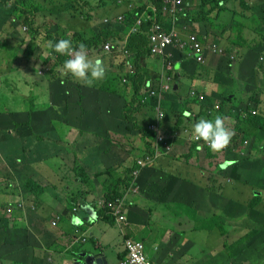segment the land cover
<instances>
[{"label": "trees", "instance_id": "16d2710c", "mask_svg": "<svg viewBox=\"0 0 264 264\" xmlns=\"http://www.w3.org/2000/svg\"><path fill=\"white\" fill-rule=\"evenodd\" d=\"M4 1L2 9H7V16L2 21L7 20V23L12 26L13 31L7 29L1 30L0 28V67L4 66V56H9V53L15 49H21L25 45V35L30 36L31 39L25 53L35 52L38 46L44 48L42 36L46 28L39 29L35 27V19L38 14L54 16L61 24L65 22L66 25H69L67 22L75 21L78 17L100 9L102 3L106 1L108 5H118V8L124 7L126 9L120 10V14L124 15L123 21H118L116 16L114 18L110 17L109 23L103 22V25L94 30L92 28L89 31H83L85 34L79 32L75 34L76 36L72 35L71 37L77 43L76 46L78 47L80 43H84L87 53L93 50L101 52L106 42L110 40H122L123 36L129 38L126 44L121 45L125 47L124 51L120 54H113L112 48L109 51L111 57H116L115 63L118 65H113V70H109L110 73L98 84L99 88L95 97L93 94L90 96L88 86L77 84L72 81L73 77L64 75L66 81H60L59 78L55 77L53 85L50 88L54 92L49 100L43 103H36L35 99L38 98L36 94L26 96L28 102L26 110L21 111L24 106L20 104L17 112L11 113L8 116V119H10V116H14L15 120L25 123L18 130L21 124L14 121L15 127L12 130L14 135H9L8 132L0 128V132L4 136V143L0 145V155L8 157L7 159H9L11 167L10 172L15 175H19L18 172H24L23 170L25 169L30 172V162L32 161H27L22 155L25 148L29 145V147L33 146L37 150L38 148H43L41 153L45 150H53L57 153L60 149L65 148L68 150L73 146L79 150L81 148L87 150L96 145L93 141L97 140L98 142L101 139L111 140L112 142H115L116 139L117 144H120L118 142H127L126 140H129L131 137L136 138L137 141L145 140L148 143L143 147L136 146L134 141H132L130 145L134 147H129L131 148V152L129 150H121V161L111 167L104 168L102 173L95 174L94 177L85 168L86 164L79 161L76 151V159L73 160V164L71 165H74V173L81 178L82 183L90 184L89 189L92 190L94 188L93 184H96L95 181H101L105 204L111 202L110 204H115L118 208L120 203H122L120 215H111L106 209L101 210L104 221L111 226L117 227L121 235H123L122 232L124 231L125 242L130 241L133 244H142L145 258H147L149 263L152 262L151 264H167L162 263L158 257L152 259L151 256L157 253L153 252L151 248L148 253L146 250L148 245H152V241L159 242L160 240H164L165 238H162L161 233L166 230L175 231L179 236L188 235L190 237L191 235L193 239L198 231L207 229L209 226H215L224 235L227 234L225 227L219 224L218 216L196 220L194 225L189 227L191 228L190 230L178 232V221L175 217L171 216L168 221L165 220L171 214V211L170 213L164 212L163 218H156L151 202L149 201L146 206L144 201L146 198L152 200V193L155 190L154 176L159 174H161V177H165V182L173 180L171 185L178 188L176 196L184 195L187 192L186 186L189 181L183 173L180 174V170L184 164L181 160L182 151H179V146H181L179 142L186 143V141L180 136V138H175L172 145L166 146L164 145L166 140L163 137L168 136L169 132L172 133L175 130V127L173 126L172 128L169 123L172 119V113L169 110L183 108L182 111H191L190 107H188L190 101L200 102L201 99L199 97L203 95V93L197 91L191 85V88H188L190 90L188 97H182V102L179 101L178 97H181V95L180 93V96L176 94L179 91V87L175 88L173 84L183 77V74L175 73L174 77L171 75L174 72L175 65L181 63L185 68L191 66L190 68H192L193 73H190V76L187 75L191 80H196V77L201 75L197 76V71L207 72L212 70L211 65L213 64L211 62L205 66H201L196 62L195 57L191 55L190 44L187 43L189 37L196 35L198 40L205 45L217 44L221 47L223 45L220 42L227 40V36L230 39H243L251 44V57L247 58L250 65H252L251 68H256L259 64H262V69L264 70V0H238L241 12L238 13V10H236L235 13L240 15L245 22L248 21V17L246 16H250L251 24H248L250 29L246 31L239 28L236 29L237 31L232 30L231 27L227 29L226 20H229L231 17L229 7L227 6L232 7V0H183L179 5H174V0H168V3H165V0ZM136 1L139 3L136 4ZM10 2L12 3L9 4ZM132 4L134 7L138 6V8H134ZM154 7L156 8L155 11ZM245 10H249V13H246ZM191 15L193 19L201 21L199 26H194V30L190 27ZM235 17L236 15L234 14L232 20ZM137 22H140V24L136 25ZM133 28H136V31L132 32ZM172 32L178 33L181 42L167 45L161 52L152 54L153 45H155L152 42V38L162 34L170 35ZM52 33L53 35L56 34L57 30L53 28ZM83 35L86 38H83ZM181 37H184V39ZM5 48L6 50H3ZM223 50L226 52V56L218 60L217 73L222 71V74L224 72L228 74L226 67L233 64L231 59L232 53L227 48H223ZM50 55L54 58V61L49 63L48 60L44 66L51 69L49 73H55L63 65L67 57L55 53L52 49L50 50ZM34 57L40 59L36 53L33 55ZM153 58L159 65L152 62ZM130 66L134 70L132 74L126 72V69ZM30 68L31 65L28 69ZM125 78L127 79L126 83L124 82ZM146 79L152 81L153 86L158 92L164 91L162 85L168 84L171 86V90L163 96L161 102L162 108L158 106L159 102L155 97H149L144 104L141 103V90L146 83ZM32 80L33 77H26L24 81L30 86ZM231 83L228 85L226 79L225 84L222 82V85H220L224 93H214L211 98L205 95L206 97L203 96L202 103L207 107L206 110L203 107L205 112L210 108L214 112L215 103L217 105L220 103L219 108L221 110L215 111L212 114L213 118L220 115L226 120L229 116L242 113V115H239V122L237 121L236 127H238L235 129V136L228 143L234 142V147H230L228 150L227 148H223L217 151L216 154H213L219 156L222 152L227 153L229 155L225 159L228 164L227 170L230 167L232 169L229 172L225 170V174L228 177H230L229 174H232L234 178H238V181L242 182L241 185L247 187L251 184V179L256 177V167H264V159H255L256 156H253V152L257 151V149L258 152L261 147L264 149V146L260 143L261 132H264V110L261 107L259 108V105L264 107V102L261 97L257 99L255 92H252L259 87L250 88V92L243 94L242 98L238 96L240 93L235 91L234 83ZM247 83V86H255L258 83L257 75L254 74L253 80ZM56 87H59L60 90H57ZM130 91L133 95L129 94ZM230 95H233V97L230 98ZM238 98L242 99V102H239ZM208 99L211 101L208 102ZM108 101L125 104L120 109L121 115L118 118H107L108 115L111 117L113 113L118 111ZM169 101L171 103L168 105ZM157 107L158 110H155ZM141 110H145L143 115H141ZM253 111L256 112V115L250 116L245 121L246 117ZM212 115L209 116V119L212 118ZM243 117L244 119H242ZM244 122L247 127H243ZM103 132L106 136L102 135ZM54 134L58 136V139L52 137ZM159 135L162 137L161 141H158ZM74 137L75 139L72 142ZM80 138L86 141L84 146H81ZM242 139H248L251 143L253 142V148L250 149L249 147L245 149L244 147H240V143H243ZM152 145H158V148L162 149V151L152 150ZM204 147L205 145L202 143H194L193 140V149L188 152L187 161L196 156V151L204 152ZM108 153L109 151H107ZM45 154L47 157H50L49 154ZM19 158H23L22 160L24 161L19 163ZM204 159H207V157ZM259 163L262 164V167H260ZM218 168L222 171L221 164ZM257 173L259 174L260 171H257ZM27 184H29L28 188L31 189L35 185L31 181H28ZM131 185H140V189L134 190ZM35 187L40 191L43 190L38 185H35ZM219 196L221 197V194ZM255 196L257 197L256 201H258L259 195L256 194ZM262 197H260L259 202L254 204L256 206L254 211H258L263 205L264 200ZM183 201L182 199L179 200V202ZM135 202L139 203L138 210L134 207ZM161 203H164V201H161ZM130 204L131 208L129 209ZM171 206L176 207V204L172 203ZM89 208H92V206L88 203H82L76 207L78 212L87 211ZM179 208L186 209L183 205H180ZM131 210L139 212V216L134 221L133 227L128 221V212ZM60 218L57 216L56 221H51V229H57ZM9 225L6 219L0 218L1 229H10ZM75 227L77 226L74 224ZM61 233L59 230V236L62 235ZM30 238L32 240L31 243L36 242L39 244V240L35 235H30ZM50 241L51 239L49 238L48 242ZM181 242L178 239V245ZM27 244L28 242L26 241L25 247ZM170 244H177L174 237L170 240ZM16 245L19 247L23 246L18 243ZM37 247L39 248L40 244ZM61 248L63 250L65 246H61ZM51 249L59 252L58 243L53 242L49 250ZM127 252L125 251L121 255L120 261L124 260ZM167 254L172 255L177 254V252L168 251ZM243 260H247V258ZM178 262L181 263V261ZM241 262L244 261L241 260ZM251 264L255 263L251 262Z\"/></svg>", "mask_w": 264, "mask_h": 264}, {"label": "rangeland", "instance_id": "374dc122", "mask_svg": "<svg viewBox=\"0 0 264 264\" xmlns=\"http://www.w3.org/2000/svg\"><path fill=\"white\" fill-rule=\"evenodd\" d=\"M4 0H0V23H1V30H12V26L7 23V20L2 21L7 16V9L3 8ZM145 2V1H144ZM10 2L9 4H11ZM138 3V1H137ZM118 5H108L106 4V1L102 3V7L96 11H91L87 13L86 15L82 17H78L75 21L72 22H64V24H61L58 19H56L54 16L50 15H44L41 16L38 20L39 24H43L46 30L43 31V41H44V48L41 46H38L36 48V52H43L38 53L40 58H44V61L41 60L42 63H45L46 60H49V63L54 61V58L50 55V48L47 47V42L49 40L55 41L56 39L61 38H70L74 44V46L77 45L75 39L71 37L72 35L76 36V33L83 31H89L93 28L96 29L103 25V21L105 18H114L120 15V10H126L124 7H117ZM155 8V7H154ZM90 17V18H88ZM198 18V17H197ZM191 19V29L194 30V26H199V23L201 22L198 19H193V16H190ZM66 21V17H65ZM52 27V28H51ZM56 29L57 33L53 35L52 29ZM92 30V31H93ZM81 33V34H82ZM85 34V33H84ZM90 35V34H89ZM83 38H86L85 35L82 36ZM1 39V36H0ZM183 39V37H182ZM25 45L22 46L21 50H23L28 44L30 43V36L25 35L24 36ZM235 41V42H234ZM115 44L114 42H112ZM223 46V48H227L231 50V53L234 56H237L236 63L230 64L229 67H226L228 70V74L226 72L223 73L224 77H226L228 83L234 82V87L238 91H245L250 88H256L259 87L257 90H254L252 92H255V95L258 96L262 94V91H264V84L261 83L262 81L258 82L255 86H247L245 82H240L241 80L238 77V70L240 68L244 67H250L249 63L243 62L242 59H247L251 57V48L248 49V46L242 42L238 43L237 38L231 39L227 36V40L220 42ZM110 43V45H113ZM109 46V45H108ZM220 48V47H219ZM120 51V47L118 48ZM3 50H6L3 49ZM116 51V50H115ZM104 53L103 51H90L88 52V55L92 58L99 57L106 69L105 76L108 75L109 69L108 66H117L118 64L115 63L116 57H110V56H104L102 55ZM114 54V53H113ZM104 57V58H103ZM216 61H218V57H215ZM37 58H32L30 62L23 64L24 62V53L21 52L19 55V63L17 64L16 70H10L6 69L3 70L0 73V128L3 129L5 132H8L9 135H14V132L12 130L15 127V122L20 123V120H15L14 116H10V119H8V116L11 113H16L19 105H23L21 111H25L28 102L26 100V96H29L34 93H43V97L45 100L50 99V93L47 88H49V78L48 76L40 75L37 73L33 76V80L30 84V89L26 90V85L24 81V77H27L28 75L25 72H19L20 69L25 70L30 65H32ZM152 62L159 65L158 62L153 58ZM23 64V65H22ZM213 67V66H212ZM257 77L261 78L264 76V70L262 69V64H259L257 67ZM47 67L42 65L40 71L46 70ZM177 69H179L177 67ZM39 71V72H40ZM230 71V73H229ZM248 72V69L245 71ZM49 73V72H48ZM176 72H173L171 75H175ZM200 73V72H199ZM59 78L60 81H66L64 75L62 74V66H60L59 69ZM208 73L201 71V75L199 77L206 78ZM3 76V77H2ZM45 76V77H44ZM57 75L53 76V80L55 79ZM29 78H32L29 76ZM105 78V77H104ZM126 79V78H125ZM253 80V79H252ZM251 80V81H252ZM77 84L85 85L82 81L76 80L75 78L72 79ZM182 88L180 90V95L182 93H185L187 88H190L192 85V81L181 80ZM209 86H212V89H218L214 88L212 83H210ZM57 90H60L59 87H56ZM219 90V89H218ZM216 90V91H218ZM26 91V92H24ZM219 93H224L223 90H219ZM179 95V94H178ZM179 95V96H180ZM200 102H194L190 101L188 104V107H190L191 111L196 115H201L205 111L202 109L206 106L202 103V97ZM233 95H230V98ZM50 97V98H49ZM262 101L264 102V95L263 98L261 97ZM109 102V101H108ZM113 108L117 109L115 113L110 117V115L107 116V118L113 119L118 118L121 115V108L125 105L124 103H112L109 102ZM171 103V101L168 102V105ZM216 105V103H215ZM258 106V105H257ZM128 108V107H127ZM259 109V108H258ZM155 110H158V107L155 108ZM145 110H141V115ZM208 113H210L208 111ZM263 114V113H261ZM182 113H180V116ZM212 115V114H211ZM213 118V115H212ZM200 118H198L199 120ZM21 126L18 128L20 130L25 123H20ZM233 125L229 124L228 129L235 131L237 128L234 123ZM17 130V131H18ZM18 134V133H17ZM235 134V132H234ZM103 136H106V134L103 132ZM17 136V135H16ZM4 136H2L0 132V145L1 143H4ZM52 137L58 139V136L56 134L52 135ZM183 138L188 139L189 134H183ZM166 141H169V136L163 137ZM75 137L72 139V142L74 141ZM127 142H118L120 144H117V141L115 139V142H112L111 140H104L101 139L97 142V140L93 141L96 145H94L91 148H88L86 152H84V149L81 148L80 150L75 148L74 146L68 150L65 148L60 149L57 153H55L53 150H45L42 153H47L50 155V157H47V162H41L40 160H45L44 156L46 154L42 155L41 150L43 148H37L35 149L33 146L29 147L27 146L25 148V151L23 152V157L27 159V161L30 162L31 168L30 172H28L26 169L23 170L24 172H18L19 175L12 174L11 167L9 164V159L5 157V155H0V202H3L4 208L3 212L8 213L9 215L12 212H8V210H12L13 202L11 199V196L14 195L13 191L20 192L22 201V213H17L16 215L18 218L23 222H28L29 218L27 216L29 211H26L25 208H29L30 210V201L27 197L23 195V187L28 188L27 182L31 181L33 184L40 186L43 190H38L35 185L32 187V190H30L31 194L34 196H39L43 194L45 191H51L58 195V198L65 197L66 199L69 198V194L73 195L75 191L82 189V181L81 178L76 174L74 177H71L70 180L67 183H62L56 181L50 174L46 173L43 170V166L46 164L49 166V170L52 173H56L58 175H62L64 179H67V175L69 174L65 169L66 166L64 163L73 164V160L76 159V151L78 154L79 161L83 163L85 158H87L88 154L90 156H96L95 158L88 156V160L85 163L89 167L85 166V168L91 173L92 177H94L95 174L102 173L104 168L111 167L115 165L116 163L121 161V150H129L131 152V148L134 147L131 144L132 141H134L136 146H145L148 142H145L144 140L137 141L136 138H130L129 140H126ZM241 141V140H239ZM81 146H84L86 141L83 138H80ZM260 143L262 146H264V132H261L260 135ZM104 147H103V146ZM179 151L184 150V154L181 155L182 162L185 166L180 170V174L183 173L184 176L188 179V183L186 186L187 192L184 195L176 196V190L178 188L173 187L171 184L173 183V180L165 182V177L161 174L154 176V192L152 193V200L149 198H146L144 203L147 206V203L150 201L152 206L153 213L155 214L156 218H163V213L168 212L173 217H177L178 221V232L185 231L187 229H191L192 225H194L196 220H204L208 219L212 216V211L214 210L212 200L210 199V194L213 191H216L220 189L221 192V198L225 201L221 203V206L218 208V211L221 213L222 217H218L220 219V222L227 230V234H223L222 231L219 228H216L215 226H209L207 229H203L199 231V234H195V238L193 239L190 235L185 236H179L177 232L166 230L162 234V238L166 236L164 240H160L159 242L152 241V245L147 246V253L149 252V249L151 246H153V251L156 252L159 247H161V255H156L153 257L160 258L159 260L162 263H174V264H247L251 262L264 264V203L261 206V208L258 209V211H254L256 209V204L259 202L260 197L264 200V167H262V164L259 163L260 167H256V174L254 178L251 179V184L254 188L250 189L249 186H243L238 181V178H234L232 174H229L228 177L227 174H225L226 171H230L232 167L225 169V165L227 162H224L226 156L229 155L225 153L226 155H222V153L217 156L213 154V152H199L196 151V162L195 159H193L191 162L188 163L187 161V154L185 151H188L192 148V145L180 143L179 142ZM183 147V149H182ZM230 147H234V142L231 144H227L224 148H227V150ZM240 147H244L245 149L253 148V142L251 143L250 140H248L247 146L244 143H240ZM208 149V148H207ZM249 149V150H250ZM209 150V149H208ZM263 150V151H260ZM107 151L109 153L107 154ZM190 152V151H189ZM233 152V148H232ZM63 154L70 155L65 156L64 158L67 161L62 160ZM177 154V153H176ZM87 155V156H86ZM98 156V157H97ZM253 156H256L255 159H264V149L261 147L257 151L253 152ZM207 159H204L206 158ZM23 159V158H22ZM19 158L18 162H23ZM264 162V161H263ZM190 164H193L194 169L192 172H189ZM196 164V166H195ZM222 165V171L219 170L218 166ZM29 170V169H28ZM257 171H260L258 174ZM236 180H234V179ZM215 182V183H214ZM95 185L98 188V192L102 191V185L101 181H95ZM27 184V186H26ZM160 185V186H159ZM237 187V188H236ZM134 190H139L140 185H134ZM191 189V191H189ZM233 189H237V192H234V195L231 197L230 194L233 193ZM228 194V197H226L225 192ZM194 192V195L191 194ZM256 194L259 195L258 201ZM20 196V195H19ZM101 196V195H100ZM209 196V199H206V197ZM184 200L183 202H179V200ZM161 201H164V203H161ZM139 202V201H137ZM135 202L134 205L135 208H138L139 203ZM104 200L102 199L99 202L98 209L101 210L103 208ZM173 204H176L175 206H171ZM38 207L40 204H36ZM180 205H183L186 207V209L179 208ZM131 208V204L129 206V209ZM203 210H205L203 212ZM165 220L168 221L169 217ZM128 216H135V211L128 212ZM13 216L10 218H7L10 223H15ZM17 219V218H16ZM48 221H56L57 216L55 215H49L47 218ZM45 218L38 220V222L33 226V234L34 232L37 233L40 237H48L52 238V234L48 232L46 229L50 223ZM164 220V221H165ZM129 223L131 224L132 219L129 218ZM18 224L13 229L4 230L0 228V262L1 264H11V256L10 251L14 248H18L19 246L16 245L22 244L23 247H25V237L27 236V229L29 228L25 223H16ZM133 226V224H131ZM181 225V226H180ZM34 227H37L38 230H34ZM259 227V228H257ZM255 228V229H253ZM50 231L54 234L56 229H51L49 226ZM32 232V231H31ZM166 232V233H165ZM78 233V230L75 232ZM123 231L121 235L122 240V250L123 252L128 251L130 255L134 256V258L139 261L140 263H144V258L138 256L141 246H132L130 243L125 242L124 240V234ZM175 233V235H174ZM160 234V232H159ZM165 234V235H164ZM35 235V234H34ZM187 236V237H186ZM174 237L176 241V245H171L170 240ZM186 237V238H184ZM178 239L181 240V244L178 245ZM39 244H42L45 246L48 250L52 246V242H44L42 239H38ZM151 243V242H150ZM39 244L31 243L29 242V247L33 248L36 252L38 250L37 245ZM145 246V245H144ZM177 252V254L169 255L167 252ZM101 253V252H100ZM176 258V259H175ZM244 258H247V260H243ZM181 261L179 263L177 261ZM244 261V262H241ZM183 262V263H182ZM187 262V263H186ZM61 264V263H60Z\"/></svg>", "mask_w": 264, "mask_h": 264}, {"label": "crops", "instance_id": "0c3cea01", "mask_svg": "<svg viewBox=\"0 0 264 264\" xmlns=\"http://www.w3.org/2000/svg\"><path fill=\"white\" fill-rule=\"evenodd\" d=\"M231 3H232V7H230L229 5L227 6V7H229V11H230V15H231L230 19L226 20L227 29H228V27H231L232 30H236L237 28H239L241 30L246 31L247 29H250V26L248 25V24H251L250 16H248V15L246 16V17H248L247 22L243 21L241 16L237 15L235 13L236 10H238V13L241 12V7L238 4V0H232ZM245 12L249 13V10H245ZM234 14L236 15V17L233 18V20H232V17L234 16ZM237 19H238V21H237ZM231 39H236V38H231ZM239 39H237L238 43L244 42L248 46V49L251 47V44H249V42H247L243 39H240V40ZM242 60L245 63H249L248 59H242ZM211 63L213 64V65H211V67L212 66L213 67H212V70H209L206 72V73H208L207 77L206 78L199 77L198 75L201 74V71H197L198 77H196V80L195 79L191 80V79H189L190 77H188V76H190V73H193L192 68H190L191 66L185 68L182 66L181 63L176 64L177 66L175 65L174 72L183 74V77L179 78V80L177 82H175L173 85L175 86V88H177V86H178L179 91H180L182 88L181 80L182 81L187 80V82L189 80H191L192 81V87H194V89H196L197 91H200L201 93H203V95H207V96H209V98H211L212 94L217 93V92H219V90H221L220 85H222V82L224 84L226 82V77H224V75L222 74V71L220 73H217L218 61H215L214 59H212ZM235 63H236V60H235L234 64ZM177 67L179 69H177ZM246 69H248L247 73L245 72ZM145 72H148V71H145ZM237 74H238L239 79L241 80L240 82L241 83L245 82L247 84L248 81L253 79L254 74L257 75L258 73H257V68L252 69L250 66V67H244L243 69L240 68L238 70ZM257 79H258V82H260V80H261L262 81L261 83L264 84V76L261 78L257 77ZM210 83H212L214 88H218L219 90L218 89H212V86H209ZM230 84H232V83H230ZM230 84L228 83V85H230ZM216 90H218V91H216ZM179 91H178V93H176L177 95L179 94ZM189 91L190 90L187 88L185 93H182L181 97H178L179 101L183 100L182 97L183 98L188 97ZM235 91L240 93L238 96L242 97V98H243V96H242L243 94H247L250 92L249 89H247L245 91H238L236 88H235ZM263 95H264V91H262V94H260L259 96L256 94V98L257 99H258V97L263 98ZM244 97H245V95H244ZM238 99H239V102H242V99H240V98H238ZM207 101L210 102L211 100L208 99ZM260 107H261V109L264 110V107L262 105H259V108ZM84 152H86L85 149H84ZM44 154L45 153H42V155H44ZM65 156L70 157V155L63 154L62 160L67 161L64 158ZM88 156H90V154H88ZM88 156L83 161V164H85L87 162ZM90 157L95 158L96 156H90ZM44 158H45V160H40V161L41 162L42 161L47 162V156H44ZM195 158H196V156H194L193 158H190L188 163L191 162ZM195 162H196V159H195ZM64 165L66 166L65 170L69 173L66 177L67 179H64V177H62V175L52 173L49 170L50 167L47 166L46 164L43 166V170L46 173L50 174L56 181L62 182V183H67L70 180V178L74 177L76 174L74 173V165H71L69 163H64ZM192 165L193 164H190V167H189V171H191V172L193 170ZM86 166L89 167L88 165H86ZM195 166H196V164H195ZM89 185L90 184H83L82 185L83 187L81 190L75 191L74 193H72L73 195L69 194V198H67V199L65 197L58 198V195L51 192V191H45L43 194H41L39 196H34L30 192V190H32L31 188L26 189L23 187V192H22L23 195L25 197H27L30 201H32L30 203V210H29V208H25L26 211H29L27 214V216L29 218L28 222L21 221L18 218V216L16 215L17 213H20V214L22 213V210H20L18 208V206L21 204L20 201H22L21 193L19 191L18 192L13 191L14 195L11 196V199L13 202V207H12V213L10 215L6 212H3L4 205H3V202H0V218H4L7 221H8L7 218H10L11 216H13L12 219L14 218L15 223H10L8 221L10 224L9 225L10 229L15 228L18 225L16 223H25L27 226H29V228L26 227V229L28 231L27 237H26V241L28 242L27 246L26 247L20 246L16 249L13 248L10 251V256H11L10 263L11 264H60V263L61 264H85V258L87 256L91 255V256L96 257V255H99L101 252V254L105 255V259L108 261V264H118L120 259H121L120 258L121 255L124 253L122 250V240H121V234H120L119 229L115 226H111L108 223H106L104 221V216L102 215V213L98 214V212H97L94 214L92 212L88 213L86 211L78 212L77 214L73 213L75 206L77 207L79 204H82V203H85V204L89 203L92 206V208H95L93 203H95L97 201V199L100 195L102 196V191L98 192V188L95 184H93L94 188L92 190L89 189ZM249 188L253 189L254 186L249 185ZM189 191H191V189H189ZM224 192H226V191H224ZM231 192H233L230 194V196L232 197L234 195V192H237V189H233V191H231ZM191 194L194 195V192H192ZM220 194H221L220 189L213 191L210 194V199L212 200L213 207H214V210L212 211V216H214V215L218 216V214H219L220 215L219 217L223 218L221 213L218 211V208L221 206V203L225 200H223L219 196ZM225 195H226V197H228L227 193ZM206 199H209V196H207ZM36 204H40V206L38 207V205H36ZM131 211H135V210H131ZM49 215H55V216L61 217L60 222H59L57 229L54 232V234L49 229L50 225L46 228L48 230V232L53 234L50 242L58 243L59 252L54 250V249L48 250L42 244H40V247L38 248V250L36 252L33 248L29 247V242L32 241L30 238V235L34 236V234H35V236L38 239L40 238V239H42V241H44L46 243L49 241V238L47 236L42 238L39 235H37L36 232H34V234H33V226H35V224L38 222V220H41L43 218H45L47 220ZM96 216H98V221L92 222L93 218H95ZM138 216H139V212L135 211V216L129 217L130 219H132L131 224H133L134 221L137 220ZM171 216L172 215H170V217ZM129 218H128V221H129ZM175 218L177 219V217H175ZM48 222L51 224V221H48ZM77 223L80 225V227H78V229H80L82 231V233L87 237L86 243H76L75 238L79 237V235H77L75 233V229H77V227L74 228V224L76 225ZM134 227H136V226H134ZM34 230H38V228L34 227ZM59 230L62 232L61 236H59L60 235ZM198 234H199V231L197 232V235ZM174 235H175V233H174ZM69 238H70V240H69ZM165 238H166V236H165ZM61 246H65V248L62 250ZM151 250L153 251V246H151ZM161 252H162L161 247H159L158 250L156 251V253L158 255H161ZM157 254H155L153 256H156ZM153 256H151V258L155 259L156 257H153Z\"/></svg>", "mask_w": 264, "mask_h": 264}, {"label": "clouds", "instance_id": "9594fccd", "mask_svg": "<svg viewBox=\"0 0 264 264\" xmlns=\"http://www.w3.org/2000/svg\"><path fill=\"white\" fill-rule=\"evenodd\" d=\"M166 1H168V0H165V3H168ZM138 3L136 1V4H138ZM132 6H133V4H132ZM134 8H138V6H135ZM155 10H156V8L154 9V11ZM41 16H43V15L38 14L36 19H35V27L39 28V29L45 28L43 24H39V22H38V20ZM123 16L124 15H122V14L118 15L117 16L118 21L122 22L124 19ZM109 21H110V18H106L103 22L109 23ZM183 39H184V37H183ZM128 40H129L128 37L123 36L122 40H116V41L110 40L109 42H106L104 44V46L102 47V51L104 52V53H102V55H106V56L111 57V55L109 54V51L111 50V48H112V52L114 54H116V53L120 54L121 52L124 51V47H125V46H121V45L126 44L128 42ZM112 42H114L115 44H113ZM110 43L113 45H110ZM29 45H30V43L28 44V46ZM28 46H26L23 50L15 49L13 52L9 53L11 56L10 55L4 56V60H3L4 66L0 67V73L6 69L16 70L17 64L19 63V55L21 52L24 53L23 64H26L29 60H31L35 53L37 55H38V53H43V52H36V51L30 52V53L29 52L25 53L26 48ZM47 47L52 49L55 53H58L61 56L67 57V59L64 61L63 65H62V74L63 75H69V76L75 78L76 80L82 81L85 85H87L89 87L90 96H92V94H93L95 97L96 92L99 88L98 84L103 81V79L105 77V73H106V69H105V66H104L102 60L99 57H97L95 59L90 57L87 53L86 45L84 43H80L78 45V47L74 46V44L70 38H61L59 40H56L55 42L52 40H49L47 42ZM107 47H108V49H107ZM119 47H120V51L118 49ZM236 57L237 56H234V59H232L233 64L236 60ZM41 60L44 61V58H40V59L37 58L35 60V62L31 65L30 69H28V68L25 70L20 69L19 72H25L28 75L27 77H29V76L33 77L37 73H39L40 75L45 74V76H48L49 88H47V89L49 90L50 97H51L53 95V92H54L50 89L51 86L53 85V81H54V80H52V78L54 75H57L56 78H59V75H58L59 70L55 73L54 72L48 73V72H50L51 69L49 67H47L46 70L40 71L42 65L45 64V63H42ZM47 61L48 60H46L45 62H47ZM108 69L113 70V66L109 65ZM133 71L134 70L131 66L128 69H126V72H128L130 74H132ZM25 78L26 77H24L23 79L25 80ZM124 82L126 83L127 79H125ZM25 85H26V90L30 89V86L26 82H25ZM164 87H168V89L164 90ZM64 89H66V88H64ZM162 89L164 91L158 92L155 89V87L153 86L152 81L146 79V83L141 90L142 91L141 96H140V97H142L141 103L144 104L145 101L149 97H155V98H157V101L159 102L158 106L162 108L161 102H162L163 96L165 93H168L171 90V86L168 84H165V85H162ZM34 94H36L38 96V98L35 99L37 101L36 103H43L44 101H46L43 97L42 92L34 93ZM129 94H132V92L130 91ZM31 95H33V94H31ZM113 98L115 99L114 96H113ZM199 98L201 99V97H199ZM202 99H203V97H202ZM47 100H49V99H47ZM219 106H220V103H218V105L216 103L215 111L221 110V108H219ZM182 109H175V110H171V111L169 110V112L172 113V119L169 121V123L172 126V128H173V126L175 127V130L172 133L169 132V134H168L169 141H165L164 145H166V146L172 145L174 143L175 138L176 137L180 138V136H181V138L184 139V141H186L185 144H190L193 146V140H194V143L200 142L203 145H205V147L203 148L204 152H207L210 150L209 152H213L215 154L217 151H219V150L223 149L225 146H227V144L230 142V140L234 138V136H235L234 132L235 131L229 130L227 127L229 124L233 125L232 123H234V125L236 126L237 121L239 122V118H240L239 115H242V113L241 114L237 113L233 116H229V118H227L226 120H224L223 117L220 115H217L214 118L209 119V116H211V114L215 113V111L214 112L211 111L212 108L208 109L207 112H204L201 115H196L192 111H189V110L188 111H182ZM166 110H167V108H166ZM208 111L210 113H208ZM180 113H182L181 116H180ZM254 115H256V112L253 111L250 115H248L246 117L245 121H247L250 116H254ZM164 118H165V115H164ZM198 118H200V119L198 120ZM242 119H244V117ZM244 126L247 127V125H245V122L243 124V127ZM183 134H189V138L188 139L183 138L182 137ZM161 140H162V137L159 135L158 141H161ZM242 141L247 146L248 139H244V140L242 139ZM145 142H147V141H145ZM151 148H152V150L154 149L156 151H162V149L158 148V145H152ZM192 149L193 148H191L188 151H185V153L187 154ZM183 154H184V150L182 151V155ZM222 155H225V153L222 152ZM224 162H227V160H224ZM227 166H228V164L225 165V169L227 168ZM222 168H224V167H222V165H221V169ZM131 186H132V189H135V188H133L134 185H131ZM103 198H104V196L102 194V196H99L97 201L95 203H93V205L96 209L95 208H89L86 212H88V213L92 212L94 214L98 212V214H99V213H102L101 210L106 209L111 215H113V214L120 215V208H121L122 203H120V205L117 208V206L115 204H110L111 202H108L107 204H105V201H104L103 208L101 210H99L98 209L99 202ZM18 208L22 209V205L20 204L18 206ZM204 211L205 210H203V212ZM8 212H12V210L9 209ZM73 213H75V214L78 213L76 206L73 210ZM96 221H98V216L93 218L92 222H96ZM218 222H219V224H222L220 222V219ZM76 226H77V229H75V232L78 230L77 235H79V237L75 238L76 243H86L87 237L82 233V231L80 229H78V227H80V225L77 223ZM184 238H186V237H184ZM126 255H127V253L125 254L124 257H126ZM99 256H100V258H105L104 254L100 253ZM120 262L121 261H119V263ZM151 263L152 262H150L149 264H151ZM0 264H1V262H0ZM107 264H108V261H107Z\"/></svg>", "mask_w": 264, "mask_h": 264}, {"label": "built area", "instance_id": "2783aa9c", "mask_svg": "<svg viewBox=\"0 0 264 264\" xmlns=\"http://www.w3.org/2000/svg\"><path fill=\"white\" fill-rule=\"evenodd\" d=\"M183 0H174V5H179L182 3ZM168 2V1H166ZM140 22H137L136 25H139ZM136 31V28L132 29V32ZM182 38V37H181ZM152 42L155 44L153 45V52L152 54H157L158 52H161L162 49H164L167 45L180 43L181 39L176 32H172L170 35L162 34L158 36H154L152 38ZM190 44L191 48V55H193L196 59V62L199 63L201 66H205L207 63H209L212 59L216 61L215 57H218V59L226 56V52L222 49V47L217 44H208L205 45L201 41L198 40L196 35H191L189 37V41L187 42ZM220 47V48H219ZM108 49V47H107ZM231 59H234V56L231 55ZM168 87H164V90H167ZM123 218V217H122ZM130 243V245L136 247L141 246L142 248L139 251L138 256L144 258V263H140L137 261L134 256L130 255L129 252H127V255L124 260H122L119 264H149L147 258H145L144 253V247L140 243H131L130 241H127Z\"/></svg>", "mask_w": 264, "mask_h": 264}, {"label": "water", "instance_id": "95a60500", "mask_svg": "<svg viewBox=\"0 0 264 264\" xmlns=\"http://www.w3.org/2000/svg\"><path fill=\"white\" fill-rule=\"evenodd\" d=\"M85 264H107V260L100 258L99 255H96V257L90 255L85 258Z\"/></svg>", "mask_w": 264, "mask_h": 264}]
</instances>
